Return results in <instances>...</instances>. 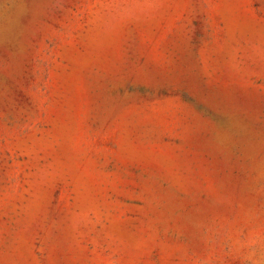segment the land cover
<instances>
[{"label":"rangeland","instance_id":"obj_1","mask_svg":"<svg viewBox=\"0 0 264 264\" xmlns=\"http://www.w3.org/2000/svg\"><path fill=\"white\" fill-rule=\"evenodd\" d=\"M0 264H264V0H0Z\"/></svg>","mask_w":264,"mask_h":264}]
</instances>
